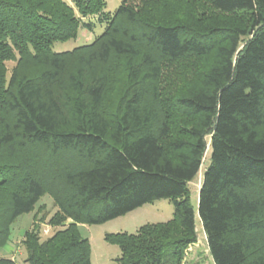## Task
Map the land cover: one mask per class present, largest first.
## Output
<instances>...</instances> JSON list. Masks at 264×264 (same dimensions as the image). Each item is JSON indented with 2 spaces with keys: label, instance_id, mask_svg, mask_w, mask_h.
Masks as SVG:
<instances>
[{
  "label": "trees",
  "instance_id": "16d2710c",
  "mask_svg": "<svg viewBox=\"0 0 264 264\" xmlns=\"http://www.w3.org/2000/svg\"><path fill=\"white\" fill-rule=\"evenodd\" d=\"M203 1L221 15L195 28L155 20L150 0H123L113 14L106 0H0V151H47L43 164L0 160V249L12 223L48 191L57 208L50 222H71L43 241L35 227L26 230L25 264H93L81 224L161 199L174 204L170 220L106 234L121 250L118 264H183L198 239L197 217L214 264H264L251 236L264 228L263 201L249 192L264 187V0ZM95 15L107 23L102 34L53 50L92 30L86 19ZM210 54L199 86L175 98L197 122L171 141V157L160 139L169 134L157 106L161 62ZM208 149L195 210L189 184Z\"/></svg>",
  "mask_w": 264,
  "mask_h": 264
},
{
  "label": "rangeland",
  "instance_id": "374dc122",
  "mask_svg": "<svg viewBox=\"0 0 264 264\" xmlns=\"http://www.w3.org/2000/svg\"><path fill=\"white\" fill-rule=\"evenodd\" d=\"M66 1L71 5L73 4V0ZM122 1L106 0L104 11L113 14ZM150 1H154L153 17L155 20L162 22H181L190 27L201 28L207 19L221 15L210 3L203 0ZM131 2L138 6L142 5V0H131ZM234 15L238 18L242 17L243 19L250 16L248 12ZM86 22L92 23V30L82 28L79 30L76 38H71L66 41H56L53 44V50L56 52L72 51L77 46L89 44L97 36L102 34L107 26L106 22L99 21V15L88 17ZM213 61L214 55L210 54L206 56L191 55L179 60L165 59L161 62L162 77L156 83L159 97L157 106L161 119L165 120L168 124L169 134L165 137L161 136L160 139L166 146L168 155L171 157H174V152L170 147L171 141L177 137L187 136L188 129L197 122L196 117L187 115L181 108L175 105V98L196 89L200 84L201 72L207 69ZM120 63L122 62L120 61ZM15 64V61L7 62L8 77ZM117 103L118 99L116 98L110 107L112 111H115ZM17 146L22 149L16 155H12L11 148L2 149L0 151V160L9 159V161H12L19 157H24L34 159V161L43 164L42 160L47 157V151L42 147L31 146L23 148L22 146ZM64 155L68 156L66 159L71 158L67 154ZM209 157L210 150L208 149L199 176L189 184L195 210H197L198 206L203 171L209 162ZM249 192L253 195H258L262 199L261 214L264 219V187L257 185ZM0 197L4 199V193L2 191H0ZM56 211L57 208L54 205L53 198L46 191L37 203L35 210L22 214L12 223L10 241L7 246L0 249V257L15 258L19 264H25L24 260L27 255L22 240L26 230L35 227V229L39 230L40 241H43L52 236L56 230L61 229L63 223L68 224L71 222V219H66L64 222L58 223V225L52 224L50 218ZM173 213V202L167 199H161L102 224H81V233L90 240L93 264H118L117 258L121 255V250L118 245L110 244L105 240L106 234L118 232L136 233L144 224L170 220L173 217ZM197 232V242L191 244L187 249L183 264H214L202 224L198 217ZM251 236L254 237L257 251L264 253V228L252 233Z\"/></svg>",
  "mask_w": 264,
  "mask_h": 264
},
{
  "label": "crops",
  "instance_id": "0c3cea01",
  "mask_svg": "<svg viewBox=\"0 0 264 264\" xmlns=\"http://www.w3.org/2000/svg\"><path fill=\"white\" fill-rule=\"evenodd\" d=\"M147 205V204H146ZM145 206V205H144ZM143 207V206H142ZM141 208V207H140Z\"/></svg>",
  "mask_w": 264,
  "mask_h": 264
}]
</instances>
